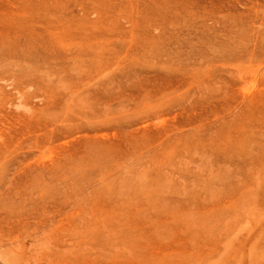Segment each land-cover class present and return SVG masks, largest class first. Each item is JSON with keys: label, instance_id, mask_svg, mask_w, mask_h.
Segmentation results:
<instances>
[{"label": "rangeland", "instance_id": "obj_1", "mask_svg": "<svg viewBox=\"0 0 264 264\" xmlns=\"http://www.w3.org/2000/svg\"><path fill=\"white\" fill-rule=\"evenodd\" d=\"M262 48L264 0H0V264H264Z\"/></svg>", "mask_w": 264, "mask_h": 264}, {"label": "bare ground", "instance_id": "obj_2", "mask_svg": "<svg viewBox=\"0 0 264 264\" xmlns=\"http://www.w3.org/2000/svg\"><path fill=\"white\" fill-rule=\"evenodd\" d=\"M29 1H30V0H29ZM39 1H40V0H39ZM22 3H23V2H22ZM61 7H62V6H61ZM222 16H224V15H222ZM222 33H223V32H222ZM214 35H215V34H214ZM214 42H215V41H214ZM261 47H262V46H261ZM256 49H257V48H256ZM259 49H261V48L259 47ZM262 49H264V48H262ZM167 58H168V57H167ZM45 60H46V59H45ZM262 107H263V106H262ZM249 123H250V122H249ZM237 127H238V126H237ZM231 131H232V130H231ZM229 132H230V131H229ZM236 132H237V131H236ZM244 134H245V133H244ZM230 136H231V135H230ZM248 136H249V135H248ZM251 145H252V144H251ZM144 159H145V158H144ZM155 165H156V164H155ZM166 165H167V163H166ZM168 165H169V164H168ZM224 166H225V165H224ZM166 167H168V166H166ZM236 170H237V169H236ZM146 173H147V172H146ZM173 173H174V172H173ZM201 173H202V171H201ZM145 176H147V175H145ZM125 178H126V177H125ZM146 179H147V178H146ZM171 180H172V179H171ZM129 181H130V180H129ZM124 183H125V182H124ZM256 187H257V186H256ZM258 188H259V187H258ZM124 189H125V186H124ZM168 192H169V191H168ZM168 192H167V193H168ZM167 193H166V194H167ZM121 194H122V193H121ZM123 194H124V193H123ZM123 194H122V195H123ZM151 194H152V193H151ZM125 196H126V195H125ZM256 197H257V194H256ZM263 201H264V199H263ZM262 203H263V202H262ZM262 203H261V204H262ZM252 204H253V203H252ZM254 204H255V203H254ZM263 206H264V205H263ZM124 211H125V210H124ZM262 211H263V210H262ZM84 213H85V212H84ZM216 217H217V216H216ZM242 221H243V220H242ZM239 223H240V222H239ZM107 240H108V239H107ZM241 244H242V243H241ZM163 245H164V244H163ZM213 245H214V244H213ZM244 246H245V245H244ZM245 247H246V246H245ZM173 250H174V249H173ZM239 250H240V249H239ZM242 252H243V251H242ZM243 255H244V254H243ZM245 258H246V257H245ZM247 258H248V257H247ZM88 260H89V259H88ZM245 260H246V259H245ZM245 260H244V261H245ZM225 261H226V259H225ZM226 262H227V261H226ZM245 262H246V261H245ZM120 263H121V262H120ZM243 263H244V262H243ZM121 264H122V263H121Z\"/></svg>", "mask_w": 264, "mask_h": 264}]
</instances>
